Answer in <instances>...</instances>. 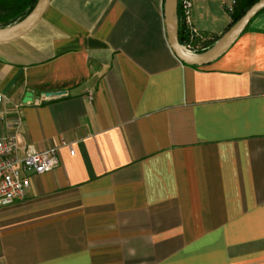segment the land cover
<instances>
[{
    "label": "crops",
    "instance_id": "crops-1",
    "mask_svg": "<svg viewBox=\"0 0 264 264\" xmlns=\"http://www.w3.org/2000/svg\"><path fill=\"white\" fill-rule=\"evenodd\" d=\"M190 1L201 52L235 0ZM0 91V134L60 156L0 208V264H264V11L196 66L165 0H51L0 43Z\"/></svg>",
    "mask_w": 264,
    "mask_h": 264
},
{
    "label": "built area",
    "instance_id": "built-area-1",
    "mask_svg": "<svg viewBox=\"0 0 264 264\" xmlns=\"http://www.w3.org/2000/svg\"><path fill=\"white\" fill-rule=\"evenodd\" d=\"M180 7L183 19L189 25L191 1L180 0ZM192 36L191 31V39ZM184 46L191 50L190 43ZM5 99V94L0 91V104ZM16 113L18 115L16 125L18 126L23 113L21 105L16 106ZM59 163L60 156L57 147L47 150H38L32 146L22 147L17 132L0 134V208L26 197L30 189L32 174L52 171Z\"/></svg>",
    "mask_w": 264,
    "mask_h": 264
},
{
    "label": "water",
    "instance_id": "water-1",
    "mask_svg": "<svg viewBox=\"0 0 264 264\" xmlns=\"http://www.w3.org/2000/svg\"><path fill=\"white\" fill-rule=\"evenodd\" d=\"M51 0H38L31 12L20 21L0 27V43L10 42L28 33L41 20ZM180 0H165V17L170 45L177 57L187 65H208L224 55L239 39L251 21L264 10V0L254 3L232 24L210 48L195 52L186 48L179 38L178 7ZM48 96L54 93H47ZM31 93L27 97H31ZM27 100V99H26Z\"/></svg>",
    "mask_w": 264,
    "mask_h": 264
},
{
    "label": "trees",
    "instance_id": "trees-1",
    "mask_svg": "<svg viewBox=\"0 0 264 264\" xmlns=\"http://www.w3.org/2000/svg\"><path fill=\"white\" fill-rule=\"evenodd\" d=\"M37 1L38 0H0V27L11 25L23 19L31 12ZM257 1L259 0H235L234 5L230 10V14L232 17L231 25L234 24L238 19H240L245 14V12ZM178 17L180 42L182 44H186L191 40V33L185 26V21L183 20L180 7V1L178 7Z\"/></svg>",
    "mask_w": 264,
    "mask_h": 264
}]
</instances>
